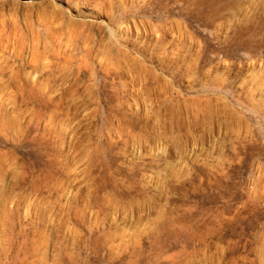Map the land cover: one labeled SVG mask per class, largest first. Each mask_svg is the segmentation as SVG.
Here are the masks:
<instances>
[{
  "label": "rangeland",
  "instance_id": "obj_1",
  "mask_svg": "<svg viewBox=\"0 0 264 264\" xmlns=\"http://www.w3.org/2000/svg\"><path fill=\"white\" fill-rule=\"evenodd\" d=\"M0 264H264V0H0Z\"/></svg>",
  "mask_w": 264,
  "mask_h": 264
}]
</instances>
